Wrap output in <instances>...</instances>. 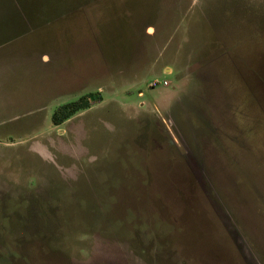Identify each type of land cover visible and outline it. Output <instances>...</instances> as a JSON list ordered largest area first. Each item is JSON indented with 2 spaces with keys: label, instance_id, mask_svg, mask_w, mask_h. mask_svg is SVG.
<instances>
[{
  "label": "rangeland",
  "instance_id": "1",
  "mask_svg": "<svg viewBox=\"0 0 264 264\" xmlns=\"http://www.w3.org/2000/svg\"><path fill=\"white\" fill-rule=\"evenodd\" d=\"M0 264H264V0H0Z\"/></svg>",
  "mask_w": 264,
  "mask_h": 264
},
{
  "label": "trees",
  "instance_id": "2",
  "mask_svg": "<svg viewBox=\"0 0 264 264\" xmlns=\"http://www.w3.org/2000/svg\"><path fill=\"white\" fill-rule=\"evenodd\" d=\"M92 101L94 102L96 99H94V95L89 94L88 96L81 97L75 102H70L61 106L52 116L53 124H61L77 111L89 107Z\"/></svg>",
  "mask_w": 264,
  "mask_h": 264
},
{
  "label": "bare ground",
  "instance_id": "3",
  "mask_svg": "<svg viewBox=\"0 0 264 264\" xmlns=\"http://www.w3.org/2000/svg\"><path fill=\"white\" fill-rule=\"evenodd\" d=\"M147 31L149 34L153 32L152 28H148Z\"/></svg>",
  "mask_w": 264,
  "mask_h": 264
}]
</instances>
